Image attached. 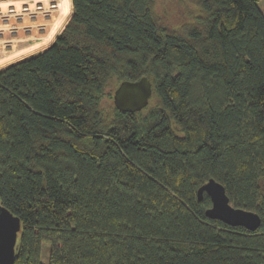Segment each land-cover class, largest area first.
Masks as SVG:
<instances>
[{
	"label": "trees",
	"instance_id": "1",
	"mask_svg": "<svg viewBox=\"0 0 264 264\" xmlns=\"http://www.w3.org/2000/svg\"><path fill=\"white\" fill-rule=\"evenodd\" d=\"M258 0H71L43 51L0 69V203L20 219L11 264H264V16ZM189 5V7H188ZM192 8V9H191ZM147 76L148 104L117 109ZM111 86L109 103L102 98ZM209 178L255 211L210 218Z\"/></svg>",
	"mask_w": 264,
	"mask_h": 264
},
{
	"label": "water",
	"instance_id": "2",
	"mask_svg": "<svg viewBox=\"0 0 264 264\" xmlns=\"http://www.w3.org/2000/svg\"><path fill=\"white\" fill-rule=\"evenodd\" d=\"M151 92V83L147 76H141L137 80H123L114 90L113 104L122 111H139L148 104ZM204 192L211 199V205L205 211L208 217L228 225H240L251 231L258 228V213L233 206L219 181L209 178L197 189V198L201 199ZM19 230V217L0 203V264L12 263Z\"/></svg>",
	"mask_w": 264,
	"mask_h": 264
},
{
	"label": "rangeland",
	"instance_id": "3",
	"mask_svg": "<svg viewBox=\"0 0 264 264\" xmlns=\"http://www.w3.org/2000/svg\"><path fill=\"white\" fill-rule=\"evenodd\" d=\"M62 1L68 2V0H62ZM154 2H155L156 12L160 15L162 22L167 25L180 24L184 22V20L187 18V15H185L186 12L184 13V11H186L187 8V3H184V0H154ZM257 5L264 16V0H258ZM55 11L56 9L52 11L50 19L55 14ZM34 21L35 22L30 23L27 19H25L24 24L26 25L30 24L31 26L30 28L32 29L33 26H35L37 23L43 22L41 17L39 19L34 18ZM59 21L60 19L58 18L57 20L58 27L64 22L61 21L59 23ZM18 31L21 33L13 37V39H15L14 41L12 40L8 41V40H10L11 36L15 35L16 33H11L8 28H4L3 33L0 32V69L12 62L23 59V57H27L28 55L33 54L37 49L45 46L46 44V43L45 44L36 43L34 41L35 39L34 37L28 38L29 37L28 33L30 31L23 32L24 29L21 28ZM24 35H28V36L24 37ZM35 40L38 41L39 39H35ZM110 92H111V86H109L105 90L106 96L102 98V101L105 103L106 107L108 106V104H110L108 97ZM48 253H49V244L44 242L41 246V261L45 264L48 262Z\"/></svg>",
	"mask_w": 264,
	"mask_h": 264
},
{
	"label": "built area",
	"instance_id": "4",
	"mask_svg": "<svg viewBox=\"0 0 264 264\" xmlns=\"http://www.w3.org/2000/svg\"><path fill=\"white\" fill-rule=\"evenodd\" d=\"M57 7V0H0V32L3 33V29L8 28L11 33H16L8 40L14 41L13 37L21 33L18 31L21 28L24 29L23 32L30 31L28 38L39 39L38 35L46 32L47 21ZM40 17L43 22L37 23L32 29L30 24H24L25 19L31 23L35 22L34 18Z\"/></svg>",
	"mask_w": 264,
	"mask_h": 264
},
{
	"label": "crops",
	"instance_id": "5",
	"mask_svg": "<svg viewBox=\"0 0 264 264\" xmlns=\"http://www.w3.org/2000/svg\"><path fill=\"white\" fill-rule=\"evenodd\" d=\"M45 1H48V0H45ZM57 1H58V7L56 8L55 14L52 16V18L47 21L46 32L44 34L42 33V34L38 35L39 36L38 41H36L34 39V41L38 44H45L46 43L45 46L37 49L33 54L28 55L27 57L35 55V54L43 51L44 49H46L52 43V41L54 40L56 35L62 30V28L64 27L68 18L70 17L71 12H72L71 0H68V2L62 1V0H57ZM67 7L69 9V15H68L67 19L63 22V24H61L58 27L57 26V23H58L57 20H58V18L60 19L59 23L61 21H63V17H64L63 15H64ZM23 58H26V57H23Z\"/></svg>",
	"mask_w": 264,
	"mask_h": 264
},
{
	"label": "bare ground",
	"instance_id": "6",
	"mask_svg": "<svg viewBox=\"0 0 264 264\" xmlns=\"http://www.w3.org/2000/svg\"><path fill=\"white\" fill-rule=\"evenodd\" d=\"M68 15H69V9H68V7H67V9H66V11H65V13H64V17H63V21L68 17ZM24 39V38H23ZM25 41V40H24Z\"/></svg>",
	"mask_w": 264,
	"mask_h": 264
}]
</instances>
